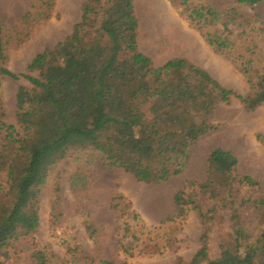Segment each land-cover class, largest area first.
Masks as SVG:
<instances>
[{
  "label": "trees",
  "instance_id": "1",
  "mask_svg": "<svg viewBox=\"0 0 264 264\" xmlns=\"http://www.w3.org/2000/svg\"><path fill=\"white\" fill-rule=\"evenodd\" d=\"M38 1L53 7L54 0ZM169 1L174 6L188 3ZM134 2L87 0L72 34L39 54L20 76L6 69L8 44L0 21V79L31 84L17 92L16 126L5 122L0 104V176H6L0 185V254L7 255L36 235L39 197L48 175L73 152H96L107 168L122 170L138 183L160 186L181 175L190 149L216 131L221 105L236 99L249 113L264 106V75L249 79L253 92L240 96L185 58L156 68L137 43ZM237 3L252 6L264 0ZM191 17L204 19L199 11L191 12ZM29 18L27 14L24 19ZM210 44L218 53L227 47L218 40ZM110 51L111 57H102ZM35 72L38 78L29 75ZM208 164L206 181L198 191L187 192L196 186L190 182L174 196L178 217L197 211L204 226L200 249L189 264H264L260 183L239 175L238 159L230 152L213 151ZM212 201L213 207L208 204ZM223 211L236 214L240 222L232 245L227 247L222 238L220 257L211 260L209 236Z\"/></svg>",
  "mask_w": 264,
  "mask_h": 264
},
{
  "label": "rangeland",
  "instance_id": "2",
  "mask_svg": "<svg viewBox=\"0 0 264 264\" xmlns=\"http://www.w3.org/2000/svg\"><path fill=\"white\" fill-rule=\"evenodd\" d=\"M86 1L54 0L49 9L38 0H0V21L8 44L6 69L16 76L26 75L39 54L72 34ZM237 1L188 0L185 6H174L169 0H135L140 51L156 68L185 58L224 88L240 96L251 94L248 80L264 75V3L250 6ZM194 11L202 12L204 19L194 20ZM27 14L30 18L25 21ZM210 40L227 47L218 53ZM29 75L38 78L37 72ZM20 88L30 89L31 84L0 79V104L11 126H16ZM214 125L216 131L190 149L183 173L160 186L138 183L122 170L107 168L96 152H73L48 175L39 197L36 235L9 249L7 255L1 253L0 261L86 264L83 259L87 258L95 264H176L179 260L189 264L200 249L204 226L197 211L179 218L174 196L190 182L196 186L187 192L198 191L206 181L213 151L232 153L239 162V175L260 183L264 201V106L249 113L232 99L218 108ZM5 182L3 174L0 185ZM119 196L122 201H114ZM239 222L236 214L221 212L209 236L211 260L220 257L222 238L227 239V247L232 245Z\"/></svg>",
  "mask_w": 264,
  "mask_h": 264
},
{
  "label": "bare ground",
  "instance_id": "3",
  "mask_svg": "<svg viewBox=\"0 0 264 264\" xmlns=\"http://www.w3.org/2000/svg\"><path fill=\"white\" fill-rule=\"evenodd\" d=\"M198 168V167H197Z\"/></svg>",
  "mask_w": 264,
  "mask_h": 264
}]
</instances>
